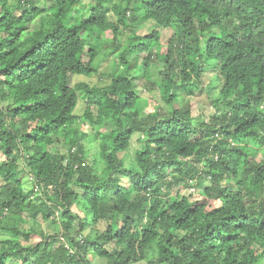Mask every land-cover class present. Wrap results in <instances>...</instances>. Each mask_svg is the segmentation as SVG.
Returning <instances> with one entry per match:
<instances>
[{"label":"trees","instance_id":"1","mask_svg":"<svg viewBox=\"0 0 264 264\" xmlns=\"http://www.w3.org/2000/svg\"><path fill=\"white\" fill-rule=\"evenodd\" d=\"M0 180V264H264V0H0Z\"/></svg>","mask_w":264,"mask_h":264},{"label":"rangeland","instance_id":"2","mask_svg":"<svg viewBox=\"0 0 264 264\" xmlns=\"http://www.w3.org/2000/svg\"><path fill=\"white\" fill-rule=\"evenodd\" d=\"M147 29V28H146ZM174 30L171 28H167V29H163L162 31V36H164L162 39V46H163V51L160 52L161 54L165 53V50L167 48V44H168V40L171 38V36L173 35ZM132 34L131 29H127L126 32L124 33V35L122 36V44H127V38ZM89 41H91V39H88ZM101 44H104V41H100ZM147 53H144L140 56V59L143 60L144 57H146ZM104 57V55H103ZM159 61V59L154 58L152 59V63L155 65V63ZM135 64V60H133V62ZM140 63H142L140 61ZM133 64V65H134ZM137 69L138 68H132L130 71H128L127 74H129L130 76L136 75L137 74ZM151 76L153 77L152 80L154 82H158L159 79L156 75H154V72L152 71V69L150 70ZM106 80V78H104L101 75H98L96 77H94L93 79H88V81L96 83V84H101ZM147 81L146 78H144V80H137V84L138 87L136 88V91H138V95L142 98V100L147 102V106H146V112H153L155 110L156 107H158L159 105H161L162 107L165 105V102L163 100H161L162 97V91L159 89L155 92L147 90V88L145 87V82ZM208 84V82H207ZM176 91H179L180 88L177 87L175 88ZM215 91V93L218 94L217 90H213ZM212 91V92H213ZM196 95L195 96H189V95H181L182 102L183 103H189L190 104V108H191V113H192V118L196 121L199 120H203V118L206 120V118L209 120L210 117L212 115H214V113H216L214 106L212 105V101L210 96H208L209 94L203 92L202 90L196 91ZM178 106V104H177ZM81 107V105L79 106V108ZM78 109H76L74 111L75 114H77ZM207 120V121H208ZM83 127V125H82ZM137 138L138 136L136 135L133 140H132V151L135 150V148H137L138 143H137ZM64 147L63 145H61L60 147L56 146L54 149V152L57 153L59 150H61L62 152L64 151ZM131 156H134V154H132ZM263 156L262 154H258L256 157V161L260 162L262 160ZM23 181L25 182V185L27 187L26 189V194H29V190L36 188L35 183L33 178L31 179V176L26 173L23 176ZM3 182L2 180H0V185H2ZM73 211L75 212V214H77L80 217H85V210H84V206H82L80 209L78 207H73ZM24 219H26L27 223H23L21 224L19 227L21 230H25V231H30L31 229L35 230L33 232V234L31 235V238L29 240V242L24 241L23 242L25 245H31V246H36L39 242H41V232H45L48 234H55L60 232V228L59 226H55L52 225L50 223H47L45 221L42 220L41 217H39L38 219L33 220V218L31 216H29L28 213H25L24 215ZM90 216V214L86 215ZM12 222L14 223V221L12 220ZM78 225V224H77ZM76 229L77 228L76 226ZM88 232H91V229H88L84 234H88ZM13 236L9 233H3L0 232V240L1 241H7L9 239H11ZM43 242V241H42ZM45 243V241L43 242ZM59 245H56L55 247H58ZM148 258H151L152 255H148ZM92 262H94L95 264H101V259L99 257H95L93 256ZM9 264V263H8ZM103 264H108V262L106 260H104Z\"/></svg>","mask_w":264,"mask_h":264},{"label":"built area","instance_id":"3","mask_svg":"<svg viewBox=\"0 0 264 264\" xmlns=\"http://www.w3.org/2000/svg\"><path fill=\"white\" fill-rule=\"evenodd\" d=\"M35 190H36V191H38V190H39V187H38V186H36ZM62 241H63V239H62Z\"/></svg>","mask_w":264,"mask_h":264},{"label":"clouds","instance_id":"4","mask_svg":"<svg viewBox=\"0 0 264 264\" xmlns=\"http://www.w3.org/2000/svg\"><path fill=\"white\" fill-rule=\"evenodd\" d=\"M82 125V123H80Z\"/></svg>","mask_w":264,"mask_h":264}]
</instances>
